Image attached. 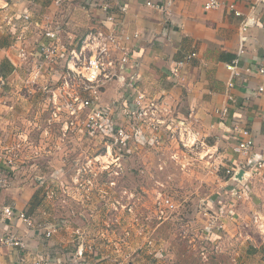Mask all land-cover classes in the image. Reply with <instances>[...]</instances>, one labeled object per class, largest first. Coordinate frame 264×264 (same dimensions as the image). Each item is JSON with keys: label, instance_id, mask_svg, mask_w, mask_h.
Instances as JSON below:
<instances>
[{"label": "rangeland", "instance_id": "obj_1", "mask_svg": "<svg viewBox=\"0 0 264 264\" xmlns=\"http://www.w3.org/2000/svg\"><path fill=\"white\" fill-rule=\"evenodd\" d=\"M48 16L34 17L23 39L0 32L12 39L14 53L19 47L31 50L30 63L13 69L16 76L6 79L1 91L0 158L11 159L12 167L6 186L0 188V206H15L37 194L39 205L31 215L39 237L30 240L41 242L42 224L57 225L49 241L51 253L55 246L60 250L56 252L60 264H78L75 250L80 245L85 260L98 264H232L235 257L237 264L249 258L255 264L256 258L248 257L245 249L264 241V200L257 197L260 172L242 185L225 183L226 170L232 167L229 159L246 162L230 151L229 143L212 147V136L206 132L196 141L177 122L171 133L162 127L159 143L136 126L137 135L132 132L125 147L102 128L85 133L82 120L65 125L67 114L60 104L66 97L55 89L61 85L66 54L40 67L33 53L47 29L71 48L79 47L84 29L76 27V38L68 41V24ZM43 21L48 24L42 26ZM14 65L17 58L6 60L5 73ZM52 68L54 78L49 76ZM101 97L104 107L116 101ZM56 107L59 117H54ZM112 121L111 128L121 123V117L115 114ZM220 224L226 225V232L214 234Z\"/></svg>", "mask_w": 264, "mask_h": 264}, {"label": "crops", "instance_id": "obj_2", "mask_svg": "<svg viewBox=\"0 0 264 264\" xmlns=\"http://www.w3.org/2000/svg\"><path fill=\"white\" fill-rule=\"evenodd\" d=\"M89 1L91 6L92 3L95 6L83 10L81 7L83 0H59V2L57 0H9L5 11L7 14L15 15L16 19L9 27L12 35L6 33L11 38H14L15 34L17 36L16 26L20 18L16 14L30 11L32 17L36 19L49 14L48 18L56 17L67 23L70 31L65 32L66 38L68 41H74L77 34L74 31L76 27L84 29L82 38L88 32L100 27L106 13L99 8V4L104 2L111 7H115L116 4L123 5L127 8L124 16L116 9L109 11L114 12L118 21L124 20L123 29L131 37V63L121 72L123 82L111 81L101 89V99L112 96L114 98L112 100L118 99L120 102L129 98L132 89L126 84L132 81L134 87L145 93L148 99L157 101L158 105L167 111L166 119H170L173 125L175 122L179 123L187 136L191 135L197 141L205 137L206 132L212 136L213 143L210 146L222 148L224 143H229L232 148L233 143L228 135L229 129H219L216 126V111L226 105V90L231 82L233 85L231 92L236 102L229 108L226 127L233 123L247 127L255 142L253 156L262 157L264 160V92L260 95L254 93V89L260 84V78L255 69L258 65L264 66V0H219L221 7L211 11L203 9L202 0ZM146 2L159 4L161 9L154 10L146 6ZM232 3L241 13V18L235 17L227 8ZM245 17L250 26L243 34L245 39L241 41L240 24ZM44 24L48 22L43 21L42 26ZM47 31L43 34L52 33ZM26 32L23 33V38ZM136 32L138 37L133 38ZM4 36L5 34L0 33V76L4 78L6 85V79L16 76V71L13 69L21 64L17 53H14L10 45L12 39ZM42 39L44 38L40 41ZM4 42L7 43L3 44ZM240 48L243 49V53L238 55ZM25 50L31 52V50ZM190 53H194L195 56L188 63H184L179 76L174 78L171 73L173 67ZM10 57L17 58V65L5 73L2 71V65L6 60H10ZM237 57L240 58L238 67L234 72L228 70L226 65L231 64ZM108 85L114 87L111 88ZM1 106L3 105L0 103ZM181 107H184L185 112ZM231 148L230 151L233 152ZM229 162L233 169L239 165L242 173L238 178L239 181L229 178L225 183L242 185L244 182L247 183L249 177L255 172H260L261 176L257 185L261 187L259 190L261 194L257 197L259 196L263 201L264 167L255 171L250 168V164H239L234 157H231ZM0 193L2 195L3 191ZM1 195L0 199H2ZM35 195L32 193L22 202L16 203L13 206L14 209L28 213ZM252 197L256 198V196ZM235 209L236 206L234 214ZM28 215L32 217L30 212ZM7 228L15 229L24 239L29 247L26 252L28 259L41 258L47 253L50 256L47 264H60L62 259L56 255V252L60 250L55 246L51 253L50 241L44 240L46 241L44 242L43 237L41 242L30 240L31 236L39 237V234L26 228L21 222L0 221V233ZM218 228L213 230L214 234H220V229L223 233L226 232V225L220 224ZM217 239L218 237L215 236L212 240ZM232 252L236 256V248ZM245 252L248 257L256 258L255 264H264V241L250 243ZM22 254L25 253L2 247L0 248V264H17V258ZM250 260L252 259L249 258L244 264H250ZM236 261L237 257L233 259L232 264H237Z\"/></svg>", "mask_w": 264, "mask_h": 264}, {"label": "built area", "instance_id": "obj_3", "mask_svg": "<svg viewBox=\"0 0 264 264\" xmlns=\"http://www.w3.org/2000/svg\"><path fill=\"white\" fill-rule=\"evenodd\" d=\"M8 1L0 0V31L6 30L5 32L12 35L9 27L16 18L12 13L7 14L5 11L9 5ZM94 1L96 2L97 0ZM92 6L95 5L92 3ZM92 6L89 0H83L81 4L83 10H87V7ZM146 6L154 10L161 9L159 4H153L151 2H146ZM202 6L205 11H211L220 8L221 3L219 0H202ZM99 8L106 13L104 20L98 29L90 31L84 36L79 47H66L59 43L55 33H50L42 37L44 39L37 44L36 51L34 52L40 60V67L41 65L43 67L46 62L53 63L56 58L62 57V54H66L62 63L64 72L59 76L61 85L59 84L55 89V92L63 91L66 97L64 104H60V107H63L67 114L68 121L65 122V125L72 126L75 120H82V128L85 133L92 134L99 128H102L104 133H110L115 137L120 147L127 146V142L133 133L134 136L137 135L135 132V127L137 126L147 130L151 142L159 143L162 140V127H164V132L171 133L173 130V122L170 119H166L165 115L167 111L158 105L157 101L148 99L145 93L134 87V82L131 81L126 84L132 89L129 98H125L120 102L115 101V103L107 107L100 105L99 96L101 89L111 81L123 82L121 72L131 63L132 46L131 37L123 29L124 20L121 22L118 21L114 12L109 11L116 9L124 16L127 13V8L120 4L111 7L104 2L99 4ZM227 8L235 17H242L233 3L229 4ZM16 16L20 18V21L18 26H16L18 28L17 36L15 34L14 37L19 40L23 39V33L33 25V17L30 11H24L21 14H16ZM34 23L35 25H39L37 22ZM249 26L248 19L246 17L243 18L240 24L241 41L245 39L243 34ZM52 34H54V37L50 39ZM137 37L138 33L136 32L133 38ZM59 52L62 53L60 54ZM242 53L243 49L240 48L238 55ZM30 55L23 47L17 49L20 64L30 63ZM194 56V53H190L183 60L177 62L172 69V76L177 78L184 63H188ZM239 59L237 57L231 64L226 65L227 69L234 72L239 65ZM40 67H38V70H40ZM246 71H249V69H246ZM255 71L260 78V84L254 89V93L260 95L264 92V66L258 65ZM51 72L49 76L54 78L56 73L55 69L52 68ZM34 78L37 77L34 75ZM4 86V78L0 76V101L1 91ZM46 86H49V83H46L42 88L45 90L47 88ZM232 87L233 85L230 82L226 90L227 103L216 111V126L219 129H229L228 135L233 143L232 150L246 162L245 164H250L251 169H262L264 167V160L262 157L253 156L255 142L249 129L239 123H233L229 127H226L229 108L236 102L231 92ZM65 88L69 90L67 91ZM55 92L52 93L53 105H57V94ZM60 107L55 108L54 117H59ZM84 110L87 111L85 115L78 118L77 115ZM115 114L121 117V123L111 128ZM240 164H243V162ZM11 167V159L5 161L0 158V188L6 186V174H9ZM239 172L240 167L238 166L234 169L230 168L226 170L228 177L235 181H239ZM164 202L168 204L169 201L165 200ZM0 221L21 222L26 228L35 231L33 229L32 217L25 211H17L13 206H0ZM40 228L42 229V236L46 241H49L57 231V225L55 224H42ZM2 247L16 249L25 253L17 258V264H47L50 259L47 253L41 258L28 259L26 242L13 228H7L3 233H0V248ZM75 255L78 257V264H98L97 261L88 262L85 260L81 245L76 248Z\"/></svg>", "mask_w": 264, "mask_h": 264}, {"label": "trees", "instance_id": "obj_4", "mask_svg": "<svg viewBox=\"0 0 264 264\" xmlns=\"http://www.w3.org/2000/svg\"><path fill=\"white\" fill-rule=\"evenodd\" d=\"M4 64L2 65V71H4ZM39 205V199H38V195L36 194L35 196H33L32 198V201L30 203V206H29V210H28V213H32L36 208L37 206Z\"/></svg>", "mask_w": 264, "mask_h": 264}, {"label": "water", "instance_id": "obj_5", "mask_svg": "<svg viewBox=\"0 0 264 264\" xmlns=\"http://www.w3.org/2000/svg\"><path fill=\"white\" fill-rule=\"evenodd\" d=\"M241 173H242V172H240V173H239V175H238V178H240V177H241Z\"/></svg>", "mask_w": 264, "mask_h": 264}, {"label": "bare ground", "instance_id": "obj_6", "mask_svg": "<svg viewBox=\"0 0 264 264\" xmlns=\"http://www.w3.org/2000/svg\"><path fill=\"white\" fill-rule=\"evenodd\" d=\"M247 175V174H246Z\"/></svg>", "mask_w": 264, "mask_h": 264}]
</instances>
